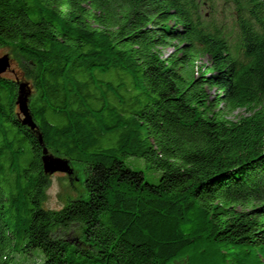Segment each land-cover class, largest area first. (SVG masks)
<instances>
[{"label": "trees", "instance_id": "1", "mask_svg": "<svg viewBox=\"0 0 264 264\" xmlns=\"http://www.w3.org/2000/svg\"><path fill=\"white\" fill-rule=\"evenodd\" d=\"M0 46V264H264V0H0ZM43 147L84 196L43 207Z\"/></svg>", "mask_w": 264, "mask_h": 264}, {"label": "rangeland", "instance_id": "2", "mask_svg": "<svg viewBox=\"0 0 264 264\" xmlns=\"http://www.w3.org/2000/svg\"><path fill=\"white\" fill-rule=\"evenodd\" d=\"M204 10L207 11V8H205ZM163 52L165 54L168 53V48L165 50L163 49ZM4 53H8L10 56V66L4 72V75L8 77H20L19 56H17V54L12 49L0 46V56H2ZM240 113L241 111H236L232 116H230V118H235ZM124 161L127 166L141 170L147 181L152 183L157 182L159 172L149 167L144 159L136 156H127L124 158ZM72 167L74 171L70 176L60 171L54 172L49 175L50 185L46 190V199L42 204L43 207L52 209L60 208L63 204L59 196L62 197L65 194L68 195L65 196L63 203H65V201L69 197L76 198L85 195V188L83 183L85 174L83 171V167L78 162H73ZM69 178H71V180ZM36 255H38L39 258H42L41 251L39 249H33L29 254H13V258L10 260L9 264L31 263ZM224 261V264H232L231 260ZM183 262L184 261L178 260L173 264H183ZM218 263L223 264V260H219Z\"/></svg>", "mask_w": 264, "mask_h": 264}, {"label": "water", "instance_id": "3", "mask_svg": "<svg viewBox=\"0 0 264 264\" xmlns=\"http://www.w3.org/2000/svg\"><path fill=\"white\" fill-rule=\"evenodd\" d=\"M9 66L10 56L8 53H4L2 56H0V74L6 71ZM15 82L17 84L15 103L18 106L19 114L22 115L21 122L29 129L36 130V125L31 118L28 108L29 97L31 95L30 84L27 80L18 77L15 78ZM37 137L38 142L42 143L41 135L38 134ZM41 164L43 172L48 175L60 171L70 176L74 171L72 164L68 158L56 156L53 153L49 152L46 147L42 148ZM69 179L71 180V178Z\"/></svg>", "mask_w": 264, "mask_h": 264}]
</instances>
